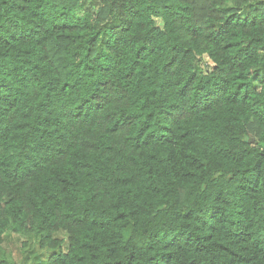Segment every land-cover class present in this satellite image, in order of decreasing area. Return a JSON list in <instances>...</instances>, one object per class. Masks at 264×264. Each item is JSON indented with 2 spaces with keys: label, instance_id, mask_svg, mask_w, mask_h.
Segmentation results:
<instances>
[{
  "label": "clouds",
  "instance_id": "obj_1",
  "mask_svg": "<svg viewBox=\"0 0 264 264\" xmlns=\"http://www.w3.org/2000/svg\"><path fill=\"white\" fill-rule=\"evenodd\" d=\"M0 264H264V0H0Z\"/></svg>",
  "mask_w": 264,
  "mask_h": 264
}]
</instances>
